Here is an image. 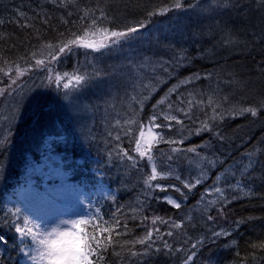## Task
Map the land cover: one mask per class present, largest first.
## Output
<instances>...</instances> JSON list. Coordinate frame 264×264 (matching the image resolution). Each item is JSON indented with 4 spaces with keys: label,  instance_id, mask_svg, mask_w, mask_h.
I'll use <instances>...</instances> for the list:
<instances>
[{
    "label": "trees",
    "instance_id": "16d2710c",
    "mask_svg": "<svg viewBox=\"0 0 264 264\" xmlns=\"http://www.w3.org/2000/svg\"><path fill=\"white\" fill-rule=\"evenodd\" d=\"M101 11L99 28L138 31L60 54L44 95L45 64L95 38ZM0 21V88L28 73L0 103V264L22 250L6 196L49 171L84 190L93 264H184L193 245L190 264H264V0H0ZM153 116L156 180L136 151Z\"/></svg>",
    "mask_w": 264,
    "mask_h": 264
},
{
    "label": "rangeland",
    "instance_id": "374dc122",
    "mask_svg": "<svg viewBox=\"0 0 264 264\" xmlns=\"http://www.w3.org/2000/svg\"><path fill=\"white\" fill-rule=\"evenodd\" d=\"M128 37H130V35L125 38H120L117 43H120ZM111 39L115 38L104 36L98 32L95 38L87 40L86 42H79L71 47L74 49L78 46L82 47L83 44L87 43L98 45L103 42L108 46L101 48L98 51L94 49L91 50L95 51L96 54L106 55L110 51H113L117 45V43H111ZM61 55L64 56V54ZM61 55H59L57 59L61 58ZM57 59L45 64L49 76L45 82L46 85L43 90L44 95H46L45 92L50 88L62 82L61 79L57 80L58 74L54 70L55 63L58 61ZM39 67L41 68L43 65H39ZM49 69H51V71H49ZM23 73L22 76L16 75L12 78L16 80L15 84L12 83V80L8 82V85L11 84V89H8V85L2 87V89H5V94L0 95V103L13 91V89L21 85L24 77L28 74L25 70H23ZM66 82L69 83L70 80L68 79ZM157 125L161 124L157 120L153 122L151 118L142 129L141 132H143V135L140 134L138 140L141 151L145 152L144 159L151 167H155L153 147L157 145V142L160 139V133L156 131ZM148 156L152 157L150 161L148 160ZM156 176H159L157 171ZM95 190L100 194L107 192L106 187L101 182H98L95 185ZM4 203L9 205L14 211H16V209L20 210V212L17 213L21 215V222L18 226L24 227L23 221H29V226L33 229V235L37 232H43L44 230L51 231L57 226H59V230L61 231L71 230V223L73 221H80V216H83V214L86 213L84 191L78 184L69 182L61 172L58 173L56 171H49L48 175L42 177V180L38 183L27 181L26 183L17 186V188L11 191V194L6 196ZM64 222H68L69 226L66 227ZM17 236L21 241L22 247L19 264H52V260L47 256H44L43 258L40 256V252L43 251V249L39 248L33 242V236H22L19 233H17Z\"/></svg>",
    "mask_w": 264,
    "mask_h": 264
},
{
    "label": "snow or ice",
    "instance_id": "6c2138e0",
    "mask_svg": "<svg viewBox=\"0 0 264 264\" xmlns=\"http://www.w3.org/2000/svg\"><path fill=\"white\" fill-rule=\"evenodd\" d=\"M174 8H181L182 4L177 2L173 5ZM164 11H167V9H165ZM154 13H149V15H153ZM89 16L88 12H85L84 17H82V19H87ZM105 18V14L103 13V11L100 12V16L97 18H94L91 20V26L96 28L97 32H100L102 35L104 36H109L110 38H115V39H111V43H117L119 42L120 38H125L135 32L138 31V28H129L127 29L126 32H116V31H112L109 33L108 29H101L99 28L98 25V21H102ZM0 23H2V21H0ZM143 25H140V27H142ZM87 34V33H86ZM77 39H79V37H77ZM72 43H74V41H70L68 44H65L63 47L59 48V51L57 53V55L52 56V60L55 61L57 59V57L60 54H67V53H71L73 51L72 47L70 46ZM84 47H88V48H93L94 50H100L101 48H105L108 45L101 42L100 44L96 45V44H87V45H83ZM66 49H67V53H66ZM37 65H41L43 64V61L41 60H37L36 61ZM9 71H11V69H9ZM49 71H51V69H49ZM24 73L23 71H21L19 69V67H17L16 69V75L17 76H22ZM4 75H8V73H4ZM65 76H67V74H65ZM199 77L197 76V79ZM9 79L12 80V83L15 84L16 80L12 79L11 77H9ZM61 78L59 76H57V80H60ZM72 79L75 80V82L77 84H79L80 82L84 81V77L83 76H75ZM65 87H68L67 84L64 85ZM145 88L149 87V85H145ZM8 89H11V84L8 85ZM5 94V89L0 88V95ZM160 103V102H158ZM262 108H264V104L261 105ZM243 111L246 112H251L252 115H256V109H244ZM171 119H175V117H171ZM156 117L153 116L152 117V121L155 122ZM117 124H119V121H117ZM168 127H171V125H167ZM157 127H159V125H157ZM204 130H208V125L205 124L204 127L202 129H198L196 134H199L200 131H204ZM141 135H143V132H141ZM117 140L120 139V136L116 137ZM136 151L139 153L140 157H144L145 156V152L141 151L140 147H139V141H137V148ZM173 151H176V149H173ZM125 155L127 156V158L129 160H133L134 158L130 155H127V153H125ZM152 159L151 156H148V160L150 161ZM157 176H156V169L155 167H153L152 169V176L150 177V180H156ZM164 178V177H162ZM176 179H179V177H176ZM150 181H145L146 184H148ZM201 181L199 178L196 179V184H199ZM184 183V187L191 189L193 187H195L194 184L189 183L188 181L183 182ZM157 188H160L161 191H166L165 188H161V186L159 184L156 185ZM170 187H173L175 189V191L179 192L180 188L175 187V185H171ZM216 192H221V189L217 188ZM168 203H175V201L173 200H168ZM175 207L179 208L180 204L179 203H175ZM20 210L16 209V213H19ZM209 219H212L211 216H209ZM82 223H85V221H73L70 225V229L68 231H61L59 230V226L53 228L51 231H47L44 230L43 232H37L35 235H33V229L32 227L29 226V221L24 220L23 224L24 227H20V226H16L15 227V231L19 234H21L22 236L25 235H31L33 236V242L41 249H43V251L40 252V256L43 258L44 256H47L49 259L52 260V264H93L92 259H90L89 257L93 254V252L95 251V249H93L91 247L90 244L87 243L88 241V237L85 236H81L80 233L84 231V229H82L80 227V225ZM65 226L68 227V222H64ZM178 227V225H176ZM105 232L108 231L107 228L104 229ZM169 235H171V233H168ZM224 233H213V236H219V235H223ZM152 236V233L149 232L148 233V237L150 238ZM39 237H44V238H39ZM55 237V238H53ZM4 240L3 236H0V242H2ZM93 240H95V237H93ZM111 241V237L109 236V242ZM144 241L141 240L140 243H143ZM97 245L99 246V241H96ZM165 247H167V244H165ZM195 245H193V252L191 255H188L186 257V259L184 260V264H190V262L193 260L194 255L196 254L195 251Z\"/></svg>",
    "mask_w": 264,
    "mask_h": 264
},
{
    "label": "water",
    "instance_id": "95a60500",
    "mask_svg": "<svg viewBox=\"0 0 264 264\" xmlns=\"http://www.w3.org/2000/svg\"><path fill=\"white\" fill-rule=\"evenodd\" d=\"M87 44H90V43H87ZM87 44H83V45H87ZM92 44V43H91ZM84 47V46H83ZM84 48H88V47H84ZM91 49H93V48H91Z\"/></svg>",
    "mask_w": 264,
    "mask_h": 264
}]
</instances>
